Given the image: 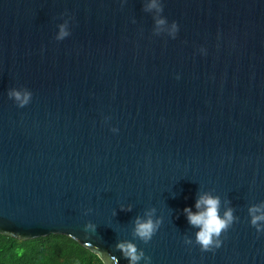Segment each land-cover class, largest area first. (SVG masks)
<instances>
[{
	"label": "water",
	"instance_id": "1",
	"mask_svg": "<svg viewBox=\"0 0 264 264\" xmlns=\"http://www.w3.org/2000/svg\"><path fill=\"white\" fill-rule=\"evenodd\" d=\"M145 2L0 0V235L128 264L115 245L155 207L160 229L134 241L151 264H264L248 214L264 201V0H161L175 38ZM200 190L239 217L207 252L184 213Z\"/></svg>",
	"mask_w": 264,
	"mask_h": 264
},
{
	"label": "clouds",
	"instance_id": "2",
	"mask_svg": "<svg viewBox=\"0 0 264 264\" xmlns=\"http://www.w3.org/2000/svg\"><path fill=\"white\" fill-rule=\"evenodd\" d=\"M143 10L145 12H155V33L159 35L164 31H168L169 35L175 38L178 32L177 22H172L170 28L166 17L162 16L164 11L161 0H146ZM135 22V21H134ZM59 32L56 36L57 40H63L70 35L69 23L65 21L60 24ZM9 98L14 99L19 107L23 108L28 105L32 98V92L27 88L24 89H10L8 92ZM118 131V129H113ZM224 207L221 214L222 206ZM133 205L121 206L122 211H132ZM196 211L191 207H186L184 213L189 224L198 229L195 233V243L200 246L201 251H213L220 248L223 244L221 236L226 232L235 222H238L239 217L235 215L236 209L231 206V201H222L219 195L214 194V190L199 191L195 203ZM92 209L85 212L87 215ZM157 209L155 207L145 210L143 215H137L133 220L132 240H120L115 245L117 251L121 253L128 264H140L143 260L144 264H151V257L146 255L143 249L139 248L135 240L143 241L145 244L149 243L153 236L160 229L163 224V217L156 215ZM250 216V223L256 229L257 233H264V201L257 204H252L248 208ZM97 225L88 222L84 226V231L92 235L96 234ZM184 243L192 245L193 240L190 236H185ZM116 264L118 259L115 258Z\"/></svg>",
	"mask_w": 264,
	"mask_h": 264
},
{
	"label": "trees",
	"instance_id": "3",
	"mask_svg": "<svg viewBox=\"0 0 264 264\" xmlns=\"http://www.w3.org/2000/svg\"><path fill=\"white\" fill-rule=\"evenodd\" d=\"M0 264H103L73 240L50 236L21 242L0 235Z\"/></svg>",
	"mask_w": 264,
	"mask_h": 264
}]
</instances>
